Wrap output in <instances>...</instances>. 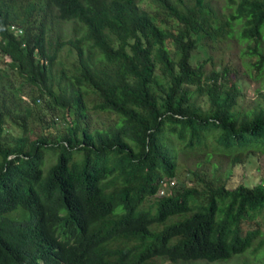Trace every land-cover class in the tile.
Listing matches in <instances>:
<instances>
[{
	"label": "trees",
	"instance_id": "16d2710c",
	"mask_svg": "<svg viewBox=\"0 0 264 264\" xmlns=\"http://www.w3.org/2000/svg\"><path fill=\"white\" fill-rule=\"evenodd\" d=\"M224 1L0 0L34 87L0 67V264H264V180L227 185L264 152V93L191 63L236 32L264 69V0Z\"/></svg>",
	"mask_w": 264,
	"mask_h": 264
},
{
	"label": "rangeland",
	"instance_id": "374dc122",
	"mask_svg": "<svg viewBox=\"0 0 264 264\" xmlns=\"http://www.w3.org/2000/svg\"><path fill=\"white\" fill-rule=\"evenodd\" d=\"M212 3L218 8H221L225 5L224 0H212ZM235 33L236 32H234V35L227 40L220 43H215L211 47L206 48L199 45L192 52L191 63L195 64L198 61H203L204 59L206 60L209 56L210 60L216 66H221L223 64L229 65L236 71V75L240 79V104L243 106H251L257 99V94L264 93V69L260 75L255 76V70L248 64V61H250L252 58L241 54L242 50L245 49L246 42L237 40ZM260 47H264V41L260 42ZM61 54H63V51ZM6 61H9L8 57L1 56L0 54V67L4 68L3 70L7 72V80L11 83V85L20 87L22 91H31V89H34V87H30L25 84L23 82V78L19 77L15 71L9 69L5 65ZM204 64L206 67H210V62L206 61ZM22 98L26 99V96L22 95ZM42 103L43 107H45V103ZM92 119L96 123H103L105 122L106 117L105 114L102 113H92ZM185 167H193L191 160H187ZM263 180L264 152L255 151L250 156L245 157L243 162L231 167V173L229 175L227 185L229 187H233L237 184L252 186ZM174 181L175 183L172 180L169 181L168 185L175 184L176 186H181L184 184L181 178H178V180L174 179Z\"/></svg>",
	"mask_w": 264,
	"mask_h": 264
},
{
	"label": "built area",
	"instance_id": "2783aa9c",
	"mask_svg": "<svg viewBox=\"0 0 264 264\" xmlns=\"http://www.w3.org/2000/svg\"><path fill=\"white\" fill-rule=\"evenodd\" d=\"M158 193L161 194L162 193V189H159Z\"/></svg>",
	"mask_w": 264,
	"mask_h": 264
}]
</instances>
